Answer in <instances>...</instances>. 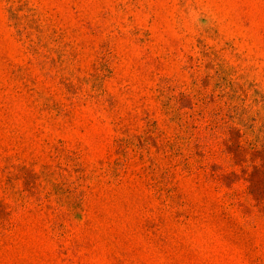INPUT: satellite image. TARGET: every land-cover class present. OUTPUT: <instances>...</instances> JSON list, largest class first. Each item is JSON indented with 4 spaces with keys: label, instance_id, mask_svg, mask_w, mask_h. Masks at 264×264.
Returning a JSON list of instances; mask_svg holds the SVG:
<instances>
[{
    "label": "rangeland",
    "instance_id": "rangeland-1",
    "mask_svg": "<svg viewBox=\"0 0 264 264\" xmlns=\"http://www.w3.org/2000/svg\"><path fill=\"white\" fill-rule=\"evenodd\" d=\"M0 264H264V0H0Z\"/></svg>",
    "mask_w": 264,
    "mask_h": 264
}]
</instances>
